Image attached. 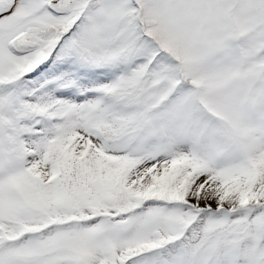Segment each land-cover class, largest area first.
<instances>
[{"label": "snow or ice", "instance_id": "1", "mask_svg": "<svg viewBox=\"0 0 264 264\" xmlns=\"http://www.w3.org/2000/svg\"><path fill=\"white\" fill-rule=\"evenodd\" d=\"M0 264H264V0H0Z\"/></svg>", "mask_w": 264, "mask_h": 264}]
</instances>
